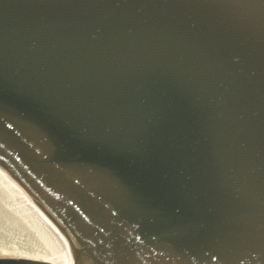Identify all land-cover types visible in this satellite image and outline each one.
Masks as SVG:
<instances>
[{"label":"water","instance_id":"obj_1","mask_svg":"<svg viewBox=\"0 0 264 264\" xmlns=\"http://www.w3.org/2000/svg\"><path fill=\"white\" fill-rule=\"evenodd\" d=\"M0 170L68 264H264V0H0Z\"/></svg>","mask_w":264,"mask_h":264},{"label":"bare ground","instance_id":"obj_2","mask_svg":"<svg viewBox=\"0 0 264 264\" xmlns=\"http://www.w3.org/2000/svg\"><path fill=\"white\" fill-rule=\"evenodd\" d=\"M5 208L8 210L6 211ZM1 215L9 218L5 219L6 221L0 218V237L4 232H13L10 227L14 225L23 226L20 231L24 233V238L33 240L36 245L34 257L55 264H68L69 252L62 234L23 191L0 170Z\"/></svg>","mask_w":264,"mask_h":264},{"label":"rangeland","instance_id":"obj_3","mask_svg":"<svg viewBox=\"0 0 264 264\" xmlns=\"http://www.w3.org/2000/svg\"><path fill=\"white\" fill-rule=\"evenodd\" d=\"M5 210L7 211L8 209L5 208ZM0 218L5 220L9 217L1 215ZM21 228L23 226L16 227L14 225L10 227L11 230L13 229V232H4L3 236L0 237V255L34 256L36 245L33 243V240L24 238V233L20 231Z\"/></svg>","mask_w":264,"mask_h":264}]
</instances>
